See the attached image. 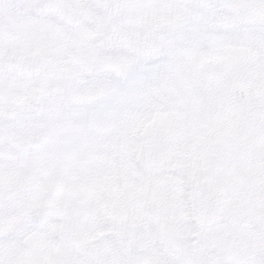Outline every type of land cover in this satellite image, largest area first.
I'll return each instance as SVG.
<instances>
[{
	"label": "snow or ice",
	"instance_id": "1",
	"mask_svg": "<svg viewBox=\"0 0 264 264\" xmlns=\"http://www.w3.org/2000/svg\"><path fill=\"white\" fill-rule=\"evenodd\" d=\"M0 264H264V0H0Z\"/></svg>",
	"mask_w": 264,
	"mask_h": 264
}]
</instances>
